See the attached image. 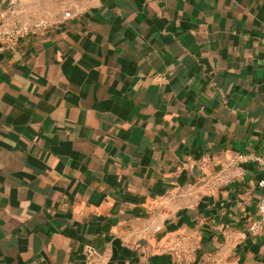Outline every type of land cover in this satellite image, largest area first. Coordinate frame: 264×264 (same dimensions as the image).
Segmentation results:
<instances>
[{
    "label": "crops",
    "instance_id": "obj_1",
    "mask_svg": "<svg viewBox=\"0 0 264 264\" xmlns=\"http://www.w3.org/2000/svg\"><path fill=\"white\" fill-rule=\"evenodd\" d=\"M62 1L0 53V264L149 219L264 253V0Z\"/></svg>",
    "mask_w": 264,
    "mask_h": 264
},
{
    "label": "rangeland",
    "instance_id": "obj_2",
    "mask_svg": "<svg viewBox=\"0 0 264 264\" xmlns=\"http://www.w3.org/2000/svg\"><path fill=\"white\" fill-rule=\"evenodd\" d=\"M75 1V0H74ZM75 2L62 0H0V8L13 7V21L27 31L26 36L36 29L41 20H50L55 11H72ZM69 15V14H67ZM220 178V177H219ZM201 190L198 195L206 193ZM171 206L168 213H172ZM146 220V219H145ZM120 229L110 245L94 249L88 259L82 252L80 264H264L263 248L243 252L234 239H211L206 226L182 219H149V224L138 223L134 227ZM219 231V230H216ZM143 233L150 234L149 238ZM84 246V247H85ZM260 251V252H259Z\"/></svg>",
    "mask_w": 264,
    "mask_h": 264
},
{
    "label": "built area",
    "instance_id": "obj_3",
    "mask_svg": "<svg viewBox=\"0 0 264 264\" xmlns=\"http://www.w3.org/2000/svg\"><path fill=\"white\" fill-rule=\"evenodd\" d=\"M16 10L11 7L7 10L0 8V53L13 49L21 39L28 36H23L22 31H27L26 27L17 25L12 19L16 15ZM13 16V17H12ZM45 26L44 22L38 23L37 27ZM252 160L264 168V153L260 156H253ZM258 188L261 190V196L257 205L258 218L249 227V231L253 235H264V177L258 181ZM94 249L85 246L83 255L86 259L93 255Z\"/></svg>",
    "mask_w": 264,
    "mask_h": 264
}]
</instances>
